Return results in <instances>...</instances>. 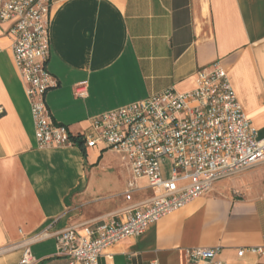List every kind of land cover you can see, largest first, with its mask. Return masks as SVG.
Listing matches in <instances>:
<instances>
[{
  "label": "crops",
  "instance_id": "crops-1",
  "mask_svg": "<svg viewBox=\"0 0 264 264\" xmlns=\"http://www.w3.org/2000/svg\"><path fill=\"white\" fill-rule=\"evenodd\" d=\"M0 24V264H16L24 237L50 228L97 225L154 194L148 180L132 199L131 172L101 146L40 148L31 106ZM51 54L58 86L46 99L73 135L90 118L173 88L196 86L198 69L220 61L243 109L264 136V0H52ZM86 82L85 97L76 85ZM264 167L244 170L164 216L139 236L108 247L99 264H190L186 250L218 247L223 264H264L242 248L263 243ZM32 264L72 263L56 238L30 244Z\"/></svg>",
  "mask_w": 264,
  "mask_h": 264
},
{
  "label": "built area",
  "instance_id": "built-area-1",
  "mask_svg": "<svg viewBox=\"0 0 264 264\" xmlns=\"http://www.w3.org/2000/svg\"><path fill=\"white\" fill-rule=\"evenodd\" d=\"M52 0H0V24L9 23L14 62L24 82L40 148L78 144L112 150L131 172L125 192L128 200L146 178L154 194L140 199L97 225L68 226L59 232L44 228L24 237L23 253L16 264H32L30 244L56 238L57 254L72 263L99 264L111 245L127 236L143 234L162 216L210 192L214 185L264 163V136L260 137L243 109L228 71L220 61L198 69L196 86L186 92L173 88L153 94L90 118V130L73 135L54 120L47 93L58 86L47 67L51 54L50 8ZM85 97L86 82L76 85ZM264 105V102H263ZM0 113L2 108L0 107ZM171 160L165 178L161 161ZM264 254L263 243L242 248ZM190 264H223L218 247L186 250Z\"/></svg>",
  "mask_w": 264,
  "mask_h": 264
},
{
  "label": "rangeland",
  "instance_id": "rangeland-1",
  "mask_svg": "<svg viewBox=\"0 0 264 264\" xmlns=\"http://www.w3.org/2000/svg\"><path fill=\"white\" fill-rule=\"evenodd\" d=\"M171 164H172L171 160L168 159V158H166V159L161 161V169H162L163 176L165 178H168L170 176ZM258 166H263L264 167V163L258 164V165L254 166L252 168H255V167L257 168ZM249 169H251V168H249Z\"/></svg>",
  "mask_w": 264,
  "mask_h": 264
},
{
  "label": "trees",
  "instance_id": "trees-1",
  "mask_svg": "<svg viewBox=\"0 0 264 264\" xmlns=\"http://www.w3.org/2000/svg\"><path fill=\"white\" fill-rule=\"evenodd\" d=\"M73 139H74L75 141H77V143H78L80 146H83L82 143H81V141H80V139H79V137H74V136H73Z\"/></svg>",
  "mask_w": 264,
  "mask_h": 264
}]
</instances>
